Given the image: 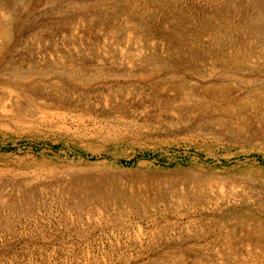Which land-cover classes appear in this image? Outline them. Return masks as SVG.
Instances as JSON below:
<instances>
[{"label": "rangeland", "instance_id": "1", "mask_svg": "<svg viewBox=\"0 0 264 264\" xmlns=\"http://www.w3.org/2000/svg\"><path fill=\"white\" fill-rule=\"evenodd\" d=\"M241 64L264 0H0V264H264Z\"/></svg>", "mask_w": 264, "mask_h": 264}, {"label": "bare ground", "instance_id": "2", "mask_svg": "<svg viewBox=\"0 0 264 264\" xmlns=\"http://www.w3.org/2000/svg\"><path fill=\"white\" fill-rule=\"evenodd\" d=\"M243 61V59H242ZM230 72H225L226 75H233L236 78H240L241 81H245L248 84L253 85L259 76L264 75V71L261 68H254L251 66H243ZM235 88L231 85H223L215 87L212 83V96L219 94L226 99V110L229 118H233L234 115L241 116L245 121L251 119L252 116L262 114L261 118L264 119V98L262 96V90L252 91L247 89L242 93H234ZM234 94L233 96H229ZM251 96L253 99L251 100ZM248 122V121H247ZM244 123V122H243Z\"/></svg>", "mask_w": 264, "mask_h": 264}]
</instances>
